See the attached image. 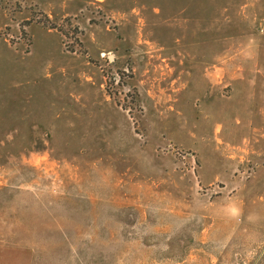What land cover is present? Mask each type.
Masks as SVG:
<instances>
[{
	"label": "rangeland",
	"instance_id": "374dc122",
	"mask_svg": "<svg viewBox=\"0 0 264 264\" xmlns=\"http://www.w3.org/2000/svg\"><path fill=\"white\" fill-rule=\"evenodd\" d=\"M0 264H264V0H0Z\"/></svg>",
	"mask_w": 264,
	"mask_h": 264
}]
</instances>
